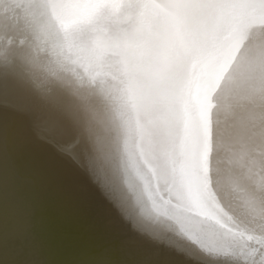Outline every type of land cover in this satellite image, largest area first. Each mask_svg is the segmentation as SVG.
Returning a JSON list of instances; mask_svg holds the SVG:
<instances>
[{
	"label": "bare ground",
	"instance_id": "1",
	"mask_svg": "<svg viewBox=\"0 0 264 264\" xmlns=\"http://www.w3.org/2000/svg\"><path fill=\"white\" fill-rule=\"evenodd\" d=\"M65 2L0 0V264L259 261V73L251 94L227 74L205 92L193 58L183 91L163 88L157 64L165 55L171 62L187 25L173 7L179 0H116L119 9H99L71 29L61 26L70 19L61 16ZM253 2L226 33L237 62L264 43V7ZM201 101L206 156L191 134Z\"/></svg>",
	"mask_w": 264,
	"mask_h": 264
},
{
	"label": "snow or ice",
	"instance_id": "2",
	"mask_svg": "<svg viewBox=\"0 0 264 264\" xmlns=\"http://www.w3.org/2000/svg\"><path fill=\"white\" fill-rule=\"evenodd\" d=\"M264 7V0H259ZM119 9L120 4L116 0H66L63 4L61 16H70L61 26L71 29L74 26L89 21L99 9ZM141 11L137 18L138 25L143 28L147 24L146 9L148 5H139ZM155 11L156 5L151 6ZM183 12L187 20L184 35L171 45L172 52L165 55L157 64L159 70V83L169 90L184 89L185 72L184 66L193 58L202 62V85L205 92L209 89L218 88L219 82L225 79L229 84L235 85L236 89L249 94L256 90L255 82L257 73L261 84L264 85V43H253L245 49L237 62L236 53L239 51L237 44L226 34L231 20L239 16L247 9L255 7L253 0H179L173 5ZM217 19L223 23H217ZM207 22V23H206ZM212 27V38L209 39L208 27ZM147 44L157 48L160 46L149 40L147 36L140 37ZM103 55L104 51L101 50ZM231 69V72L229 70ZM231 91V88L228 89ZM187 132V130H186ZM191 134L201 146V155H207L209 141V121L202 106V101L193 105V122ZM247 203L251 204V201ZM261 248L258 252L259 261L253 264H264V238L260 241Z\"/></svg>",
	"mask_w": 264,
	"mask_h": 264
}]
</instances>
